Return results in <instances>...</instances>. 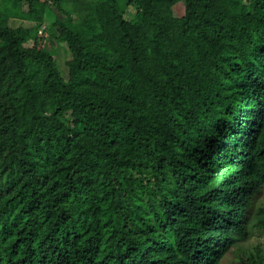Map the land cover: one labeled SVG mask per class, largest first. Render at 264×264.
Segmentation results:
<instances>
[{"label": "trees", "instance_id": "1", "mask_svg": "<svg viewBox=\"0 0 264 264\" xmlns=\"http://www.w3.org/2000/svg\"><path fill=\"white\" fill-rule=\"evenodd\" d=\"M127 4L0 0V264H221L264 230V0Z\"/></svg>", "mask_w": 264, "mask_h": 264}, {"label": "rangeland", "instance_id": "2", "mask_svg": "<svg viewBox=\"0 0 264 264\" xmlns=\"http://www.w3.org/2000/svg\"><path fill=\"white\" fill-rule=\"evenodd\" d=\"M121 6L122 9L126 10V14L129 16L134 15L136 12L134 7H129L127 0H121ZM174 12L176 15H182L184 12V4L181 3L175 6ZM52 21L53 16L49 18L47 24H50ZM39 34V41L42 48L54 54L62 68L63 74L68 76L65 44L52 34L51 27L42 25L39 28ZM253 199H255V206H264V188L257 196L253 197ZM221 264H264V230L256 226L255 221H249L246 226L245 234L230 248Z\"/></svg>", "mask_w": 264, "mask_h": 264}]
</instances>
